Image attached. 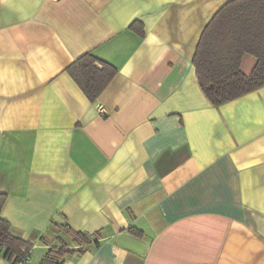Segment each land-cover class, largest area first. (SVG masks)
<instances>
[{
	"label": "crops",
	"instance_id": "obj_1",
	"mask_svg": "<svg viewBox=\"0 0 264 264\" xmlns=\"http://www.w3.org/2000/svg\"><path fill=\"white\" fill-rule=\"evenodd\" d=\"M228 1L0 0V218L33 264L68 227L61 264H264V85L213 105L192 63ZM85 53L116 70L94 101Z\"/></svg>",
	"mask_w": 264,
	"mask_h": 264
},
{
	"label": "trees",
	"instance_id": "obj_2",
	"mask_svg": "<svg viewBox=\"0 0 264 264\" xmlns=\"http://www.w3.org/2000/svg\"><path fill=\"white\" fill-rule=\"evenodd\" d=\"M244 53L256 57L249 75L239 65ZM200 89L213 105H220L264 85V0H229L203 29L192 59ZM83 93L94 101L115 74V68L91 53L76 58L66 68ZM6 195L0 194V208ZM67 230L76 247L65 243L51 247L42 264H61L66 254H81L91 244L88 236ZM128 231L141 235L132 227ZM98 242L95 241L94 245ZM31 244L10 234L9 223L0 218V254L12 262L30 252Z\"/></svg>",
	"mask_w": 264,
	"mask_h": 264
},
{
	"label": "built area",
	"instance_id": "obj_3",
	"mask_svg": "<svg viewBox=\"0 0 264 264\" xmlns=\"http://www.w3.org/2000/svg\"><path fill=\"white\" fill-rule=\"evenodd\" d=\"M47 1H53V0H47ZM95 108L96 111L101 115V116H106L107 112L104 108V106L100 103H95ZM11 264H33L31 262V256H30V252L24 254V256L22 257H17L16 259H14Z\"/></svg>",
	"mask_w": 264,
	"mask_h": 264
}]
</instances>
